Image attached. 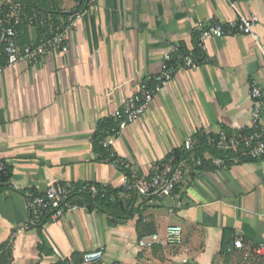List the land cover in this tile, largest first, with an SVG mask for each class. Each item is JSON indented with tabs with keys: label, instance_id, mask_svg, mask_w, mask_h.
<instances>
[{
	"label": "crops",
	"instance_id": "0c3cea01",
	"mask_svg": "<svg viewBox=\"0 0 264 264\" xmlns=\"http://www.w3.org/2000/svg\"><path fill=\"white\" fill-rule=\"evenodd\" d=\"M3 9L30 13V44L65 30L68 40L66 51L38 63L12 69L0 60V166L11 175L0 184V256L9 252L10 264H83L85 254L104 249L98 264H264L253 254L264 243V158L223 170L193 162L199 153L215 155L218 132L255 129L251 84L264 87V0H98L88 12L82 0H0ZM240 15L259 18L258 40L236 35L206 42L202 65L179 72L115 143L139 179L176 153L186 156L175 196L122 192L120 170L99 147V126L160 72L171 46L194 53L202 30ZM3 31L0 20V47ZM188 138L196 147L185 154ZM54 184L69 186L83 207L27 229L29 200ZM84 185L116 194L110 205L91 207L79 193ZM171 225L183 229L179 247L139 246L149 236L163 239ZM225 231L232 234L222 254ZM237 239L242 250L234 248Z\"/></svg>",
	"mask_w": 264,
	"mask_h": 264
},
{
	"label": "built area",
	"instance_id": "2783aa9c",
	"mask_svg": "<svg viewBox=\"0 0 264 264\" xmlns=\"http://www.w3.org/2000/svg\"><path fill=\"white\" fill-rule=\"evenodd\" d=\"M82 2L85 5V12H88L96 6L98 0H82ZM23 16L22 12L17 9L10 10L6 16L8 24L3 31V45L7 67L15 69L25 61L38 63L54 50L66 51L68 40L66 30L51 38H45L38 44L21 46L17 39L16 29ZM257 23H259L257 16L245 17L240 15L236 20L227 24H211L202 30L198 50L204 54L206 42L229 36L249 35L257 41L258 36L254 32ZM199 60L200 58L195 57L193 53H184L178 45L171 46L163 56L160 72L154 77L144 79L138 90L114 112L113 127L106 133V138L101 142V146L107 153L111 165L121 172L119 185L124 193L161 199L175 196L177 187L188 169L189 160L186 156L181 160L172 156L151 176L146 179H139L130 175L128 162L118 157L114 146L125 130L147 114L158 93L170 84L179 72L190 71L199 67ZM251 96L256 102L252 113L255 129L246 134H236L223 130L218 132L212 145L217 155L207 156L199 153L193 159L196 168L211 167L223 170L264 158V123L262 122L264 87L253 82L251 84ZM195 147L196 144L190 138L183 142L185 154L192 153ZM79 193L86 195L90 200H95L100 192L95 185H84ZM182 206V203L178 202L176 209H180ZM82 207L76 199L75 192L69 186L64 184L51 185L46 192L29 200V220L26 228L32 229L47 221L57 222L66 214ZM182 234V227L171 225L166 228L163 239L158 235L149 236L140 240L139 246L142 248H151L154 245L179 247L183 242ZM234 248L242 250L243 240H235ZM253 254L259 258H264V243L259 244L253 250ZM103 258L104 249H98L85 254L83 264H98ZM244 260H248V256H245ZM182 263L189 264V261L183 260Z\"/></svg>",
	"mask_w": 264,
	"mask_h": 264
},
{
	"label": "trees",
	"instance_id": "16d2710c",
	"mask_svg": "<svg viewBox=\"0 0 264 264\" xmlns=\"http://www.w3.org/2000/svg\"><path fill=\"white\" fill-rule=\"evenodd\" d=\"M9 11H10V9H3L0 12V20L2 21L3 30H5L7 28L8 22H7L6 16H7ZM29 16H30V13L26 10V12L24 13V16L22 18L21 23L17 26V29H16V31H17V39H18V42H19V44L21 46H25L27 44H30L29 40H28V35H27V23H28ZM45 28H43L42 34H44V33H46L48 31L47 28L46 29ZM60 32H62V31H60ZM53 36H50V37H47V38H51ZM0 50L3 51V53H2V55L0 57V60L4 62V61H6V57H5V54H4V45H2L0 47ZM193 55L195 57L200 58L199 66H201L202 63H203V60H204V54L201 53V51L197 50L196 52L193 53ZM110 124L108 122L101 124L99 126V128H98V133H97V136H101L100 138H103L100 141V146L99 147H100L102 153H104V157L105 158H108V155L105 152V150L102 148L101 142L106 138V133L113 127V121H111ZM215 155H217V153H215ZM174 156L178 160H181V159L184 158V155H181L180 153H176ZM10 178H11V175H10L9 170L6 167H4V166H0V184L8 183L10 181ZM97 188H98L100 193H99L98 197L95 200H90L89 199L91 207L92 206H97V204L99 202L100 203H106L107 205H110L111 196L115 195L116 191L115 190L113 191L110 188H102L100 186H97ZM231 234H232L231 231H225L224 232L223 241H222V248H221V253L222 254L227 253V250H228L227 241H228L229 237L231 236ZM9 257H10L9 252L2 253L1 256H0V264H10Z\"/></svg>",
	"mask_w": 264,
	"mask_h": 264
},
{
	"label": "water",
	"instance_id": "95a60500",
	"mask_svg": "<svg viewBox=\"0 0 264 264\" xmlns=\"http://www.w3.org/2000/svg\"><path fill=\"white\" fill-rule=\"evenodd\" d=\"M76 14H77V10H74V11L68 13L69 16H73ZM2 44H3V41H2Z\"/></svg>",
	"mask_w": 264,
	"mask_h": 264
}]
</instances>
